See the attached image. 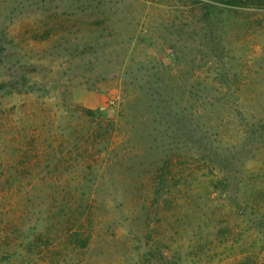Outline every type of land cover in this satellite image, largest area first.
Listing matches in <instances>:
<instances>
[{"label": "rangeland", "instance_id": "rangeland-1", "mask_svg": "<svg viewBox=\"0 0 264 264\" xmlns=\"http://www.w3.org/2000/svg\"><path fill=\"white\" fill-rule=\"evenodd\" d=\"M0 264H264V0H0Z\"/></svg>", "mask_w": 264, "mask_h": 264}, {"label": "trees", "instance_id": "trees-1", "mask_svg": "<svg viewBox=\"0 0 264 264\" xmlns=\"http://www.w3.org/2000/svg\"><path fill=\"white\" fill-rule=\"evenodd\" d=\"M222 4L224 5H231V6H238V5H244V3L247 2V4H251L252 0H219ZM199 4H202L201 2H198ZM206 10V15H209L210 10L207 7H211L210 5L207 4H203ZM166 180H164V178H160L159 184L156 188L155 191V195H156V199H158V197H162V188H164L166 186ZM88 244V242H84L83 247H85Z\"/></svg>", "mask_w": 264, "mask_h": 264}]
</instances>
